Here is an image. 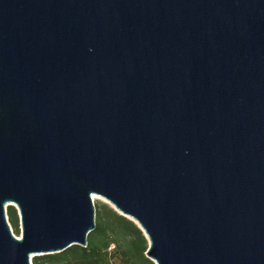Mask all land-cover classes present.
Masks as SVG:
<instances>
[{"label": "water", "instance_id": "95a60500", "mask_svg": "<svg viewBox=\"0 0 264 264\" xmlns=\"http://www.w3.org/2000/svg\"><path fill=\"white\" fill-rule=\"evenodd\" d=\"M93 196L154 264H264V0H0V264Z\"/></svg>", "mask_w": 264, "mask_h": 264}, {"label": "trees", "instance_id": "16d2710c", "mask_svg": "<svg viewBox=\"0 0 264 264\" xmlns=\"http://www.w3.org/2000/svg\"><path fill=\"white\" fill-rule=\"evenodd\" d=\"M6 214L17 232L16 210L9 206ZM147 248V240L133 222L102 204L95 209V229L85 248L72 246L58 254L34 257L32 264H154L145 256Z\"/></svg>", "mask_w": 264, "mask_h": 264}, {"label": "rangeland", "instance_id": "374dc122", "mask_svg": "<svg viewBox=\"0 0 264 264\" xmlns=\"http://www.w3.org/2000/svg\"><path fill=\"white\" fill-rule=\"evenodd\" d=\"M93 204H94L95 209L97 208L98 205H102V204L107 205L108 207H110V206L106 203V201H105L104 199H102L101 197H97V199H94V200H93ZM110 208H111V207H110ZM6 216H7V214H6ZM10 229H11V231H12V234H13L16 238L19 239V238L21 237V232H20V226H19V225H18L17 232L14 231V229L11 227V225H10ZM33 258H34V257H33ZM33 258H31V260H32Z\"/></svg>", "mask_w": 264, "mask_h": 264}, {"label": "bare ground", "instance_id": "6f19581e", "mask_svg": "<svg viewBox=\"0 0 264 264\" xmlns=\"http://www.w3.org/2000/svg\"><path fill=\"white\" fill-rule=\"evenodd\" d=\"M92 199H93V200H94V199H97V196H93Z\"/></svg>", "mask_w": 264, "mask_h": 264}]
</instances>
